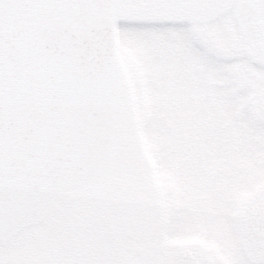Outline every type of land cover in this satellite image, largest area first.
Listing matches in <instances>:
<instances>
[{
  "label": "snow or ice",
  "instance_id": "1",
  "mask_svg": "<svg viewBox=\"0 0 264 264\" xmlns=\"http://www.w3.org/2000/svg\"><path fill=\"white\" fill-rule=\"evenodd\" d=\"M66 2L0 0V264H264V0H75L115 13L129 67L162 90L159 123L146 117L161 188L123 73L107 166L83 180L100 161L98 127L81 126L74 99L54 103L58 82L7 62L20 14ZM33 150L11 184L10 159ZM36 171L45 191L33 194ZM42 199L40 226L9 238Z\"/></svg>",
  "mask_w": 264,
  "mask_h": 264
},
{
  "label": "water",
  "instance_id": "2",
  "mask_svg": "<svg viewBox=\"0 0 264 264\" xmlns=\"http://www.w3.org/2000/svg\"><path fill=\"white\" fill-rule=\"evenodd\" d=\"M119 47L115 13L103 5L81 4L75 0L30 7L20 14L7 41L6 58L10 65L30 76L58 82L54 103L74 99L81 126L98 127L102 146L100 161L96 168L83 173V180L97 178L109 160L107 149L117 120L115 68ZM54 69L62 71L60 78L55 77ZM11 93L16 94L15 87ZM32 134L33 127L27 124L19 142H29ZM34 152L12 156L7 177L11 184L17 183L23 162L32 158ZM24 187L29 193L44 192L42 173L28 174ZM8 195L13 201L17 198L15 191ZM46 203L43 199L31 203L21 221L13 223L9 236L22 226L41 220Z\"/></svg>",
  "mask_w": 264,
  "mask_h": 264
},
{
  "label": "rangeland",
  "instance_id": "3",
  "mask_svg": "<svg viewBox=\"0 0 264 264\" xmlns=\"http://www.w3.org/2000/svg\"><path fill=\"white\" fill-rule=\"evenodd\" d=\"M118 64V68L120 67L125 71L123 75L128 84V102L132 107V110H134L133 112L138 128V135L140 136L141 144L145 151V156L148 158L151 165L153 181L159 188H161L160 181L165 174V170L160 159L154 154V146L147 131L146 117L151 118V122L153 124L159 123V117L162 115L165 106L164 102L157 98L158 96L162 95V90L159 86H153L149 82V77L147 75H138L132 71L125 59L123 46L121 48ZM129 90L131 93L132 102L129 100ZM117 91V95H120L118 101L120 109V87ZM168 174H170V172ZM161 191H163V189H161ZM40 223L35 224V228H38Z\"/></svg>",
  "mask_w": 264,
  "mask_h": 264
},
{
  "label": "flooded vegetation",
  "instance_id": "4",
  "mask_svg": "<svg viewBox=\"0 0 264 264\" xmlns=\"http://www.w3.org/2000/svg\"><path fill=\"white\" fill-rule=\"evenodd\" d=\"M33 227H35L36 225H32ZM16 235L13 236V237H10L11 239H15Z\"/></svg>",
  "mask_w": 264,
  "mask_h": 264
},
{
  "label": "bare ground",
  "instance_id": "5",
  "mask_svg": "<svg viewBox=\"0 0 264 264\" xmlns=\"http://www.w3.org/2000/svg\"><path fill=\"white\" fill-rule=\"evenodd\" d=\"M118 84L116 83V86H117Z\"/></svg>",
  "mask_w": 264,
  "mask_h": 264
}]
</instances>
